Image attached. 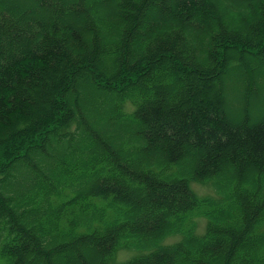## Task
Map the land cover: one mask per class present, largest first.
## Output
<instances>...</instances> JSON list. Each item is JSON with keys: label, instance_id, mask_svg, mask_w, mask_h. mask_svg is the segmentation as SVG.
<instances>
[{"label": "trees", "instance_id": "trees-1", "mask_svg": "<svg viewBox=\"0 0 264 264\" xmlns=\"http://www.w3.org/2000/svg\"><path fill=\"white\" fill-rule=\"evenodd\" d=\"M239 66L247 95L264 0H0V264H264Z\"/></svg>", "mask_w": 264, "mask_h": 264}, {"label": "rangeland", "instance_id": "rangeland-1", "mask_svg": "<svg viewBox=\"0 0 264 264\" xmlns=\"http://www.w3.org/2000/svg\"><path fill=\"white\" fill-rule=\"evenodd\" d=\"M235 71H232V74L227 76L226 80L223 83V92L222 96L223 103L226 112L230 117L237 118L240 117L242 110H249V116L253 119L257 117L262 109L264 108V79L260 82H257L252 85V90L246 94L245 89L248 88L247 83L245 82L244 76L242 74L243 67L239 66L235 68ZM215 93V91H213ZM80 107H86L84 102H79ZM97 107V106H94ZM193 190L201 195L213 194V189L208 184H199L196 182L191 183ZM198 227L197 232L201 233L204 230L205 219L198 218ZM174 238H169L173 240ZM134 252L122 251L118 253L117 259L122 260L129 257Z\"/></svg>", "mask_w": 264, "mask_h": 264}]
</instances>
